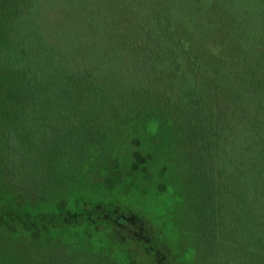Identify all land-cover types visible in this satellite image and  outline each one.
I'll return each mask as SVG.
<instances>
[{"label": "rangeland", "instance_id": "rangeland-1", "mask_svg": "<svg viewBox=\"0 0 264 264\" xmlns=\"http://www.w3.org/2000/svg\"><path fill=\"white\" fill-rule=\"evenodd\" d=\"M9 4L15 3L0 0V17ZM170 17L181 20L209 47L219 37H230L229 44L242 39L239 34L246 27L264 25V0H35L17 35L6 37L0 25V75L6 80L0 88V211L12 210L28 225L21 228L14 214L4 216L0 264H141V256H130L128 229L118 238L111 227L130 214L152 222L175 250L190 241L195 198L183 177L174 170L163 185L171 173H156L162 166L159 158L149 184L147 162L139 160L152 143L148 125L116 120L110 98L98 103V93L87 92L84 85L75 98L68 96L84 64L95 76L101 67V78L111 84H136L143 68L139 62H147L155 52L154 46L149 49V31ZM82 97L88 98L86 103L76 100ZM134 126L140 133L137 146L132 144ZM92 136L105 140L109 154L96 157L87 171L68 169L77 153L53 157L54 138L69 146L82 145ZM154 152L159 157L161 146ZM40 158L56 160L60 170L48 171L41 181L36 164ZM5 176L19 182L22 190L6 185ZM62 207L71 211V219L39 216Z\"/></svg>", "mask_w": 264, "mask_h": 264}, {"label": "trees", "instance_id": "trees-1", "mask_svg": "<svg viewBox=\"0 0 264 264\" xmlns=\"http://www.w3.org/2000/svg\"><path fill=\"white\" fill-rule=\"evenodd\" d=\"M13 1L15 4L6 6L9 9L0 17L6 37L19 33L17 28L35 4V0ZM241 34L242 39L229 44L230 37H219L209 47L181 20L170 17L159 29L149 31L147 42L155 52L147 62H139L143 68L136 74L140 79L136 84H111L101 78V67L96 68L95 76L96 72L84 64L77 86L68 91V96L75 98L84 85L87 92L98 93V103L110 98L115 104L110 113L116 120L147 124L152 143L144 159H134L131 170L135 171L138 159L146 161L150 184L151 173L157 170L153 162L160 158L162 166L156 173H171L162 184L167 185L177 170L188 194L195 198V223L189 224L191 239L181 250L166 243L152 222L142 221L136 214L126 215L123 223L113 222L111 227L117 234L128 229L133 242L130 256H141V264H264V25L246 27ZM117 80L123 82L120 77ZM2 86L6 80L0 75ZM76 100L86 103L88 98ZM133 129L132 144L137 146L139 127ZM53 141L57 160L65 157V152L78 154L68 163L70 171H87L96 157L109 154L105 140L98 136L82 141V145ZM157 146H161L159 157L154 154ZM36 164L42 170L41 181L48 171L60 170L56 160L49 163L40 158ZM10 179L5 176L3 182L20 189L19 182L7 181ZM61 187H67L65 182ZM15 213L0 211V223L4 216H18ZM39 216L71 219L72 213L62 207L53 215ZM18 218L21 228H27V220L22 215Z\"/></svg>", "mask_w": 264, "mask_h": 264}]
</instances>
